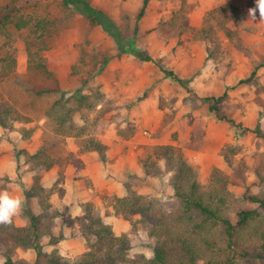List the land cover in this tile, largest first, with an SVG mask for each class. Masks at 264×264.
Wrapping results in <instances>:
<instances>
[{"label": "rangeland", "instance_id": "1", "mask_svg": "<svg viewBox=\"0 0 264 264\" xmlns=\"http://www.w3.org/2000/svg\"><path fill=\"white\" fill-rule=\"evenodd\" d=\"M88 2L109 13L124 37H132L142 0ZM224 2L239 8V25L227 23L237 31V43L224 31L216 30L210 38L199 33L207 24L208 11ZM251 7L254 0H149L135 37L136 47L151 56L147 61L131 53L117 54L116 45L99 26H92L60 0H31L29 12L53 21L42 54L59 86L69 95L87 96L92 105L77 109L71 120L74 128H84V135L56 132L45 115L55 94L36 93L48 85L27 69L25 33H14L16 67L0 80V111L11 106L28 118L15 120L8 130L0 127V191L22 202L14 223L26 225L29 212H40L38 199L24 192L37 178L48 201L51 236L57 238L55 244L50 243V235L41 239L46 251L55 250L69 259L81 256L88 250L82 232L93 214L116 235L127 234L133 251L149 255L147 247L154 239L147 226L139 223L137 215L126 218L116 213L113 203L129 188L158 200L166 210L174 207L173 171L161 160L160 175L145 174L142 168L159 145L179 148L204 188L212 171L219 169L234 194L264 192L260 181L264 177V65L255 68L264 63V21L258 14L256 21L251 20ZM83 49L113 54L89 81L88 66L73 72ZM160 66L176 77L166 75ZM253 70L252 79L239 83ZM223 92L227 94L217 106L224 119H219L209 109L213 100L205 98ZM84 137L104 144L102 155L83 151ZM40 146L52 159L48 169L30 164L28 154ZM256 165L260 175L254 171ZM249 205L235 206L228 217L233 220L239 207ZM13 258L30 263L34 253L18 248Z\"/></svg>", "mask_w": 264, "mask_h": 264}, {"label": "trees", "instance_id": "2", "mask_svg": "<svg viewBox=\"0 0 264 264\" xmlns=\"http://www.w3.org/2000/svg\"><path fill=\"white\" fill-rule=\"evenodd\" d=\"M89 0H60L65 7L76 10L92 26L100 29L111 38L117 47V54L131 53L141 60H152L151 56L136 47L135 37L139 33L138 21L144 14L147 2L142 0L135 16L133 35L123 36L116 21L109 13L100 7L92 5ZM31 0H8L0 4V80L8 77L16 67L15 47L12 45L15 32H24L22 39L27 54V69L40 76L46 88H39L36 93L41 95L49 92L55 94L54 100L46 108V117L54 124V130L65 133L75 131L74 135H84V128H74L71 124L77 109L92 105L87 96L69 95L59 86L54 72L48 67L44 55V41L53 21L43 14L29 12ZM207 24L199 29L202 37H209L216 30L224 31L231 42L237 43V31L227 26V23L237 27L240 23L239 8L232 3L224 2L208 11ZM213 20V21H212ZM217 21V22H215ZM208 38V39H209ZM97 52V51H96ZM113 54L88 53L82 50L79 63L73 66L77 73L87 67L89 81L102 71ZM264 63H258L259 68ZM166 75L174 76L170 70H164ZM255 75L241 78L239 83H245ZM177 81H180L178 78ZM227 93L205 98L212 99L209 109L219 119L217 103ZM97 96V94H96ZM98 97V96H97ZM73 98V103L70 99ZM28 118L14 108L6 107L0 111V127L11 129L15 120L26 121ZM83 151H94L101 154L104 144L94 138L84 137L81 142ZM30 164L34 167L48 169L52 167V159L43 146L28 154ZM173 171L171 189L176 198L174 207L165 209L156 199L127 189L126 194L114 199L113 208L116 213L126 218L137 215L139 223L147 226L149 236L154 239L147 247L149 255L133 251L134 245L127 234L116 235L111 226L103 222L101 217L90 215L82 235L88 250L76 259H69L57 251L44 249L41 239L50 235V243L55 244L57 238L51 236V218L47 214L48 201L44 188L35 178L30 189H25L26 196L36 197L40 204L39 213L28 214V224L16 225L12 220L10 225H0L1 264H264V192L242 195L231 192L228 180L214 169L210 175L207 187L198 180L193 167L187 162L179 148L173 145H159L153 150L152 157L142 162L145 174L160 175L158 161ZM226 160L228 163L229 159ZM254 171L260 175L259 167ZM264 182V177L260 178ZM248 202L251 205L239 207L234 219L228 213L235 206ZM31 250L34 259L28 263L16 260L13 253L16 249Z\"/></svg>", "mask_w": 264, "mask_h": 264}, {"label": "clouds", "instance_id": "3", "mask_svg": "<svg viewBox=\"0 0 264 264\" xmlns=\"http://www.w3.org/2000/svg\"><path fill=\"white\" fill-rule=\"evenodd\" d=\"M257 14L259 19L264 21V0H254V7L248 9V15L252 21H256ZM21 207L22 202L18 197L11 195L8 191H0V225H10Z\"/></svg>", "mask_w": 264, "mask_h": 264}]
</instances>
